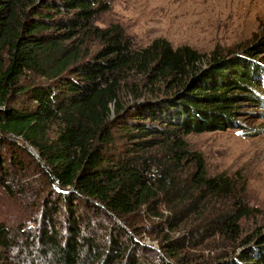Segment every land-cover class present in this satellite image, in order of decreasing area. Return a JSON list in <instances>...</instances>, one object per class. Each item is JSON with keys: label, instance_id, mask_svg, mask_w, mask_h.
<instances>
[{"label": "trees", "instance_id": "trees-1", "mask_svg": "<svg viewBox=\"0 0 264 264\" xmlns=\"http://www.w3.org/2000/svg\"><path fill=\"white\" fill-rule=\"evenodd\" d=\"M110 2L0 0V184L37 209L0 223V264H264L261 228L237 255L188 258L193 238L236 242L247 208L219 209L232 185L186 140L264 118L245 109L264 105V34L228 54L138 47L95 23ZM143 210L168 226L161 250L135 236Z\"/></svg>", "mask_w": 264, "mask_h": 264}, {"label": "rangeland", "instance_id": "rangeland-1", "mask_svg": "<svg viewBox=\"0 0 264 264\" xmlns=\"http://www.w3.org/2000/svg\"><path fill=\"white\" fill-rule=\"evenodd\" d=\"M95 23L102 27L121 25L138 47L165 38L174 47L189 45L202 53L218 50L228 54L254 44L264 34V0H111L110 8L100 13ZM256 60L264 64V53ZM245 109L264 112V105ZM263 130L264 118L249 116L236 128L186 136L189 148L203 156L208 174L223 176L232 185L228 197L222 196V204H217L219 209L234 212L240 206L247 208L236 242L219 235L205 241L193 238L196 248L187 256L194 262L221 251L237 255L243 238L264 229V132L258 134ZM30 196L34 197L10 196L0 184V223L13 231L34 226L37 209ZM142 213L136 238L161 250L168 226L161 227V218L154 214Z\"/></svg>", "mask_w": 264, "mask_h": 264}]
</instances>
